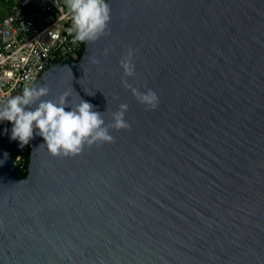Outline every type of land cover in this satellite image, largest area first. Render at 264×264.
<instances>
[{
  "label": "water",
  "instance_id": "1",
  "mask_svg": "<svg viewBox=\"0 0 264 264\" xmlns=\"http://www.w3.org/2000/svg\"><path fill=\"white\" fill-rule=\"evenodd\" d=\"M108 3L110 34L35 86L106 123L127 104L131 130L63 157L35 134L21 148L2 124L0 264H264V0Z\"/></svg>",
  "mask_w": 264,
  "mask_h": 264
},
{
  "label": "clouds",
  "instance_id": "2",
  "mask_svg": "<svg viewBox=\"0 0 264 264\" xmlns=\"http://www.w3.org/2000/svg\"><path fill=\"white\" fill-rule=\"evenodd\" d=\"M65 5L72 18L68 32L73 34V43H92L110 34L111 7L107 0H65ZM108 52L105 49L104 55ZM134 56L135 50L129 48L119 61L125 77L135 75ZM92 62L98 63L95 59ZM122 83L131 90L138 103L145 105L146 110L158 107L159 98L154 90L147 89L142 93L126 80ZM48 94L46 84L25 86L22 94L0 105V121L11 122V139L18 140L21 148L28 145L35 134L43 138V144L52 156L75 157L83 152L85 146L114 143L111 129L131 130L125 119L127 104H120L112 114V122L106 123L103 113L94 110L91 103L80 98L79 103L73 106L68 102V92L58 100L43 99ZM69 107L71 110L66 111Z\"/></svg>",
  "mask_w": 264,
  "mask_h": 264
},
{
  "label": "built area",
  "instance_id": "3",
  "mask_svg": "<svg viewBox=\"0 0 264 264\" xmlns=\"http://www.w3.org/2000/svg\"><path fill=\"white\" fill-rule=\"evenodd\" d=\"M71 26L65 0H0V105L54 65L84 55L86 43H73Z\"/></svg>",
  "mask_w": 264,
  "mask_h": 264
},
{
  "label": "trees",
  "instance_id": "4",
  "mask_svg": "<svg viewBox=\"0 0 264 264\" xmlns=\"http://www.w3.org/2000/svg\"><path fill=\"white\" fill-rule=\"evenodd\" d=\"M30 155H31V150H30V148H27V149L23 150V152L20 155L15 157V159L18 160L20 167H21V170H22V173L25 177L28 176V172H29ZM19 158H20V160H19Z\"/></svg>",
  "mask_w": 264,
  "mask_h": 264
},
{
  "label": "rangeland",
  "instance_id": "5",
  "mask_svg": "<svg viewBox=\"0 0 264 264\" xmlns=\"http://www.w3.org/2000/svg\"><path fill=\"white\" fill-rule=\"evenodd\" d=\"M74 59H75V60H78V59H79V57H78V56H74ZM19 160H20V159H19Z\"/></svg>",
  "mask_w": 264,
  "mask_h": 264
}]
</instances>
